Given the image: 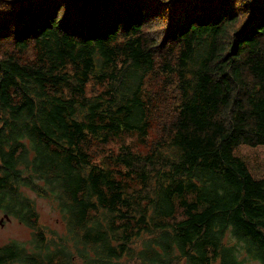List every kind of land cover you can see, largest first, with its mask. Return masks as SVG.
Segmentation results:
<instances>
[{
  "label": "trees",
  "instance_id": "1",
  "mask_svg": "<svg viewBox=\"0 0 264 264\" xmlns=\"http://www.w3.org/2000/svg\"><path fill=\"white\" fill-rule=\"evenodd\" d=\"M157 69L164 137L97 163L94 142L145 140ZM0 212L33 235L0 264H264V0H0Z\"/></svg>",
  "mask_w": 264,
  "mask_h": 264
},
{
  "label": "rangeland",
  "instance_id": "2",
  "mask_svg": "<svg viewBox=\"0 0 264 264\" xmlns=\"http://www.w3.org/2000/svg\"><path fill=\"white\" fill-rule=\"evenodd\" d=\"M162 24H149L145 29L148 34L152 36H158L161 32ZM36 56V51L33 48H28L21 54V59L24 61L32 60ZM173 84V83H172ZM100 90L98 85L87 86V91ZM146 92L153 105L151 111L150 128L144 141L140 140V135L135 131H128L121 133L109 141L94 142L89 149L91 158L100 164H107L108 155L116 153L120 144H128L136 152L145 154L149 147L159 138L164 137V133L168 129V124L172 120L177 112V108L174 109L178 102L175 88L171 85V79L168 75L161 73L158 69L155 75H150L146 79ZM160 111L166 112L164 115L158 114ZM154 110V111H153ZM102 164V165H103ZM114 165V164H113ZM120 170L122 168L120 167ZM29 196L34 199L35 209L38 215L39 228L46 232L45 236L51 234V232L60 229V224L57 223L58 214L56 209L44 198L36 197L33 192H28ZM0 246L11 241L24 245L27 249L30 248V240H32V231L26 226L20 223L13 217H6L0 212ZM49 251L53 252L52 246H48ZM45 248H41V254L39 258L43 257ZM51 256V253L49 254ZM48 255V256H49ZM43 262V261H42ZM61 258H54L51 261H47L46 264H62Z\"/></svg>",
  "mask_w": 264,
  "mask_h": 264
},
{
  "label": "water",
  "instance_id": "3",
  "mask_svg": "<svg viewBox=\"0 0 264 264\" xmlns=\"http://www.w3.org/2000/svg\"><path fill=\"white\" fill-rule=\"evenodd\" d=\"M169 1V0H168ZM4 216H6L7 217V215H4ZM0 222H1V220H0Z\"/></svg>",
  "mask_w": 264,
  "mask_h": 264
},
{
  "label": "bare ground",
  "instance_id": "4",
  "mask_svg": "<svg viewBox=\"0 0 264 264\" xmlns=\"http://www.w3.org/2000/svg\"><path fill=\"white\" fill-rule=\"evenodd\" d=\"M58 14V13H57Z\"/></svg>",
  "mask_w": 264,
  "mask_h": 264
}]
</instances>
